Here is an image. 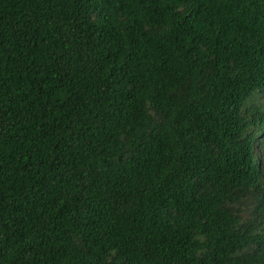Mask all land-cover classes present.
<instances>
[{"label": "trees", "instance_id": "obj_1", "mask_svg": "<svg viewBox=\"0 0 264 264\" xmlns=\"http://www.w3.org/2000/svg\"><path fill=\"white\" fill-rule=\"evenodd\" d=\"M0 264H264V0H0Z\"/></svg>", "mask_w": 264, "mask_h": 264}]
</instances>
